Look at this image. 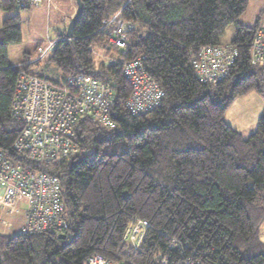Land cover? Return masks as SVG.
Returning a JSON list of instances; mask_svg holds the SVG:
<instances>
[{"label": "trees", "instance_id": "16d2710c", "mask_svg": "<svg viewBox=\"0 0 264 264\" xmlns=\"http://www.w3.org/2000/svg\"><path fill=\"white\" fill-rule=\"evenodd\" d=\"M80 2L72 38L59 36L43 59V71L54 67L55 79L35 71L42 58L24 61L21 69L8 64L7 46L20 42L21 21L13 15L0 23V153L58 178L66 227L65 239L0 235V264H82L94 254L158 264L169 251L184 253L185 264H264V110L248 137L224 119L236 98L264 93V67L251 64L253 39L264 24L239 23L248 0ZM0 8L19 9L8 0H0ZM117 13L133 25L125 54L109 46L110 28L102 30ZM230 24L234 38L221 46ZM203 46L236 51L231 71L216 85L201 83L191 67ZM99 52L108 61H97ZM136 58L164 93L158 108L140 116L126 109L131 87L122 72L123 63ZM20 71L54 87L78 74L108 85L115 128L79 120V152L50 164L18 154L13 145L22 124L12 117L11 104ZM133 218L149 224L137 250L122 242Z\"/></svg>", "mask_w": 264, "mask_h": 264}, {"label": "built area", "instance_id": "2783aa9c", "mask_svg": "<svg viewBox=\"0 0 264 264\" xmlns=\"http://www.w3.org/2000/svg\"><path fill=\"white\" fill-rule=\"evenodd\" d=\"M8 1L20 9L36 8L42 2ZM45 1L49 5L52 0ZM109 28V46L125 54L127 33L133 29V25L122 20L117 13L103 23L102 30ZM55 43L48 41L46 47H40L35 61L51 53ZM252 48L251 64L264 67V26L256 31ZM236 56L235 50L203 46L192 58L191 67L201 83L216 85L229 74ZM122 72L131 87L126 109L132 116L146 114L161 105L163 90L145 71L142 58L125 61ZM112 96L108 85L83 74L69 76L60 86L54 87L49 82L20 71L11 104L12 117L22 124L20 135L13 145L14 150L18 154H27L30 161L39 166L77 154L79 148L75 144L74 127L79 120L88 118L105 129L115 128L109 115ZM21 201L26 205L21 234H64L66 227L58 178L16 165L0 153V205L9 211V207ZM148 227L147 221L133 218L126 227L122 242L133 250L139 249ZM171 252L163 255L158 264H185L184 253ZM82 264L132 262H113L94 254L86 257Z\"/></svg>", "mask_w": 264, "mask_h": 264}, {"label": "rangeland", "instance_id": "374dc122", "mask_svg": "<svg viewBox=\"0 0 264 264\" xmlns=\"http://www.w3.org/2000/svg\"><path fill=\"white\" fill-rule=\"evenodd\" d=\"M76 12L74 0H52L49 5L42 0L39 7L16 9L11 12L0 8V23L5 19L18 15L20 18L21 40L16 44L7 46V62L10 66L21 69L24 61L34 62L38 57L37 50L46 47L48 41L64 35L65 30ZM241 25L252 27L257 23L264 24V0H248L245 12L239 18ZM235 35V26L230 24L225 29L224 34L219 38L221 46L230 45ZM47 53L42 57V61L35 66L36 72L45 74L50 79H55L58 72L54 67L44 70L43 59L48 57ZM97 61H108L101 52L96 54ZM35 63V62H34ZM108 63V62H107ZM264 109V93L251 91L241 97L236 98L225 112V121L234 130L241 133L243 137H248L256 130L258 120ZM250 133V134H249ZM249 134V135H248ZM26 209L24 201L19 205L9 207L10 214H6L0 208V235L15 236L19 234L21 225L24 224L23 212ZM264 224L260 229V241L264 244Z\"/></svg>", "mask_w": 264, "mask_h": 264}, {"label": "water", "instance_id": "95a60500", "mask_svg": "<svg viewBox=\"0 0 264 264\" xmlns=\"http://www.w3.org/2000/svg\"><path fill=\"white\" fill-rule=\"evenodd\" d=\"M75 4H76V12L75 15L73 16V18L70 20L66 30H65V37L67 39H71L72 35H73V30L75 27L76 22L78 21V19L80 18L81 15V2L80 0H74ZM60 239H65V235H61Z\"/></svg>", "mask_w": 264, "mask_h": 264}, {"label": "clouds", "instance_id": "9594fccd", "mask_svg": "<svg viewBox=\"0 0 264 264\" xmlns=\"http://www.w3.org/2000/svg\"><path fill=\"white\" fill-rule=\"evenodd\" d=\"M28 62L29 61H27V64H28ZM34 62H38V61H34ZM19 205V204H18ZM3 211H6L7 212V214H9V215H11L10 214V211H8L7 209H5V208H3ZM25 211V210H24ZM23 221H24V212H23ZM23 226V225H22ZM22 228V227H21ZM21 228H20V230H21ZM20 233V232H19Z\"/></svg>", "mask_w": 264, "mask_h": 264}, {"label": "crops", "instance_id": "0c3cea01", "mask_svg": "<svg viewBox=\"0 0 264 264\" xmlns=\"http://www.w3.org/2000/svg\"><path fill=\"white\" fill-rule=\"evenodd\" d=\"M11 67H12V66H11ZM263 110H264V109H263ZM224 119H225V117H224ZM225 122H226V121H225ZM229 126H230V125H229ZM230 127H231V126H230ZM236 131H237V130H236ZM254 131H255V130H254ZM237 132H238V131H237ZM239 133H240V132H239ZM250 133H252V132H250ZM250 133H249V134H250ZM240 134H241V133H240ZM249 134H248V135H249ZM246 137H247V136H246ZM0 204H1V203H0ZM0 208L3 209L2 205H0ZM22 221H23V220H22ZM21 227H22V225H21Z\"/></svg>", "mask_w": 264, "mask_h": 264}, {"label": "bare ground", "instance_id": "6f19581e", "mask_svg": "<svg viewBox=\"0 0 264 264\" xmlns=\"http://www.w3.org/2000/svg\"><path fill=\"white\" fill-rule=\"evenodd\" d=\"M53 83V82H52ZM264 239V238H263Z\"/></svg>", "mask_w": 264, "mask_h": 264}]
</instances>
